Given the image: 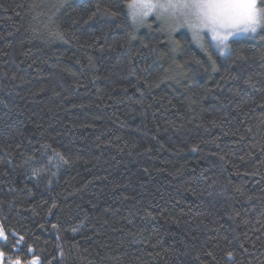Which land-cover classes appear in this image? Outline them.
<instances>
[{
    "label": "trees",
    "instance_id": "1",
    "mask_svg": "<svg viewBox=\"0 0 264 264\" xmlns=\"http://www.w3.org/2000/svg\"><path fill=\"white\" fill-rule=\"evenodd\" d=\"M132 2L0 0V251L264 264V26L221 55Z\"/></svg>",
    "mask_w": 264,
    "mask_h": 264
},
{
    "label": "snow or ice",
    "instance_id": "2",
    "mask_svg": "<svg viewBox=\"0 0 264 264\" xmlns=\"http://www.w3.org/2000/svg\"><path fill=\"white\" fill-rule=\"evenodd\" d=\"M129 9L134 23H143L147 16L155 14L170 32L178 27H187L192 40L201 48L204 47L203 34L207 33L216 42L221 55L229 46L230 36L256 33L258 27L264 26V9H257L256 0H133ZM56 37L63 39L60 33ZM208 58L212 60L211 55ZM212 63L215 66L214 60ZM9 235L0 225V239L7 241ZM11 235L14 237L15 234ZM23 239L20 237V241ZM28 252L32 253L31 247ZM0 264H39V258L22 261L18 257H6L5 252L0 251Z\"/></svg>",
    "mask_w": 264,
    "mask_h": 264
},
{
    "label": "rangeland",
    "instance_id": "3",
    "mask_svg": "<svg viewBox=\"0 0 264 264\" xmlns=\"http://www.w3.org/2000/svg\"><path fill=\"white\" fill-rule=\"evenodd\" d=\"M133 3V2H132ZM256 7H257V9L258 10H260V8H259V6H258V4H257V0H256ZM151 17H154V18H156V16H155V14H150L149 16H147L145 19H150ZM157 19V18H156ZM158 20V19H157ZM183 29V30H185V31H188L189 33H191L190 31H189V29L187 28V27H178L177 29ZM260 29V27H258L257 28V31ZM204 34H206V35H208V37L210 38V40L213 42V43H215V45H216V42L215 41H213L212 39H211V36L209 35V34H207V33H204ZM203 34V35H204ZM250 34H254V33H251V32H249V33H237V34H235L234 36H230L229 38H228V40L230 39V38H232V37H238V36H246V35H250ZM205 41V38H204V40L202 41V43ZM228 42V41H227ZM217 49V51H219L220 52V50L218 49V48H216ZM0 225H2L1 224V222H0ZM33 258H38V257H32L31 259H33ZM30 259V260H31Z\"/></svg>",
    "mask_w": 264,
    "mask_h": 264
}]
</instances>
